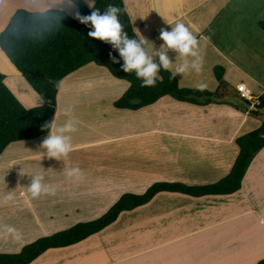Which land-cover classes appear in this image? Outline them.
Masks as SVG:
<instances>
[{
    "label": "crops",
    "instance_id": "1",
    "mask_svg": "<svg viewBox=\"0 0 264 264\" xmlns=\"http://www.w3.org/2000/svg\"><path fill=\"white\" fill-rule=\"evenodd\" d=\"M11 1L5 0L6 5H11ZM241 1L250 0H182L183 3L181 5H179V0H177L178 5L174 4L176 0H131L129 4L130 6L132 5V16H144H142L143 19L135 18L136 24H134V28L137 32L140 26L142 28V26L146 25L147 31L143 34L144 37H149L148 40L150 42L146 44L147 48L152 49L151 42H154L157 47L162 43L158 39L161 28L170 30V26L165 24L164 19L169 21L173 26L175 22L185 23L197 38L199 42V54L202 59L201 69L199 72L189 71L178 75L176 78L180 86L187 89H198V85L203 84L204 87L202 89L208 91L215 90L217 82L214 79L215 77H213L212 70L217 62H220L224 69L228 70V81L234 89L244 84L253 93L254 97L259 100V97L264 94V83L261 79L264 76V48L260 46H264L263 42L258 41L255 43L249 41L253 37L249 31L238 34L231 29L233 32L228 37L223 34L225 44L223 42L215 44L212 40L214 38L213 33H210L212 26L209 23L214 24L216 19H218L219 13L226 12L230 7L241 4ZM258 1L264 5V0ZM1 3L2 0H0V6ZM156 3L161 4L157 6ZM168 4L174 6L169 7ZM206 5L209 6V15L207 11L201 12ZM196 10H198L197 13H195ZM216 39L214 38V40ZM234 39H241L242 41L241 43H237ZM249 42L252 43V46ZM218 44L221 45L219 50L217 49ZM253 44L260 47H257L256 50ZM240 46H242L241 49H244L238 50L237 48ZM169 55H172V53H169ZM242 55L246 57L243 58ZM179 62V57H177L173 65ZM212 86L213 89L211 88ZM161 104H159V107L163 108L162 111H165L168 106L166 113L177 118V125L174 126L173 132H175L176 137H179L178 139L185 146H174L171 152V164L168 166L155 164L156 167L161 168V177L163 179L159 182H181L187 186L212 184L215 182L203 181L210 175L208 173L209 170L204 174V170L209 167L212 168L211 175L217 176L216 178L220 180L221 175L217 174L222 172L224 168H227L228 173L238 154V148L234 140L236 137L244 135L247 122L251 119L248 113L243 114L225 104H211L203 108L179 103L176 106H172L171 102L168 101ZM109 109L112 108L110 107ZM153 109L157 111V106L155 108L153 106ZM63 116L62 124L65 122L64 113ZM207 116L214 120L215 123L207 124L205 121ZM55 120L57 123V116ZM252 122L254 123V121ZM253 129V126L248 128V130ZM162 130H166L165 136L172 135L170 134L169 125L162 127ZM151 132V130L148 132L149 141L152 140L151 137L153 136H150ZM153 140V142L147 145H134V147L140 152L150 151L153 143H160L157 141V138ZM92 144L102 143L101 141H94ZM134 147L132 146L133 149ZM75 148L77 146L72 147V149ZM122 155L127 158L126 154ZM177 156H190L194 161V168L191 170L201 169L203 171L202 176L188 173L187 171L183 173L185 169H179L174 163ZM263 160L264 149L257 154L248 168L242 183V189L232 196L194 199L184 195L169 193L157 195L148 204L131 211L132 216L129 214L128 218L123 219L122 222H120L119 217V221L117 220L112 225L124 231V228H126V231H130V234L131 232L133 233L131 237L132 244L129 248L112 247L120 251L118 256L121 258H117L116 253L113 255L108 254L109 252L107 253L111 245L108 243V239L99 233L72 248L77 249L74 262L81 264V262L87 259L89 260L88 264H244L248 262L249 259L256 255L258 251L255 252V250L258 247L263 248L264 251V208L261 207L256 214L247 210L250 202L264 196V189L255 190L261 188L264 184V178L256 173L255 178H252L256 165ZM134 161L130 164L123 163L124 167L121 171L124 172V176L129 175L125 179L127 181L136 180V175L140 174L142 176L139 179L147 180L151 178V175L146 174L148 171L138 169L137 162L136 160ZM201 162L205 164L201 165ZM108 167L107 161H103L99 168V172L102 174L101 178L99 176L101 181H98L99 179L94 181L95 187L99 190L96 192L104 196H106L107 190L111 191L114 188V183H112L113 176L114 180L120 179L116 175L104 177L102 172L105 174L113 172ZM168 168L171 171H167ZM227 173L223 174L227 175ZM180 175L188 177L192 183L178 179ZM82 177L81 181L84 182L83 188L77 180L69 182V187L76 191L75 194L66 189L60 197H57V195H51L52 197H50L49 195V199L46 202L48 204L47 208L51 206L60 208L59 214H52L50 216L55 218L60 216L67 219L69 217L68 211L73 206L76 209L84 208L83 204L73 205L76 201H90L93 206L95 205L97 202L95 196L97 195L91 192V185L85 187L86 179L84 175ZM199 177H202L200 181H198ZM99 182H102V184ZM194 182H197L199 185H195ZM120 183L127 182L120 179ZM130 183L143 184V182ZM11 194L15 197L17 192ZM19 197L21 198V195ZM19 201H21L19 208L15 202L10 204L7 212L14 216V221H7V223L0 225V234H6V227L11 226L12 223L15 228H19L18 223L21 215L28 212L24 207L22 199ZM245 210L250 214L249 216H244ZM39 216L40 213L30 219V221H38ZM254 216L257 218H254ZM252 218L254 220L250 222ZM53 220L54 218H50L48 222H53ZM148 222L151 223L148 225ZM122 224L124 225L123 229ZM141 226L144 228L141 229ZM95 237L98 238L90 242ZM40 238L42 237H37L34 233L24 234L18 246L29 245ZM253 240L260 243V245L258 246ZM70 248L59 249L64 250L62 253H59L61 251H53V256L45 259L44 263L54 264V258L57 259L55 253L60 258L65 250ZM42 258L45 257L42 255L36 262L41 261Z\"/></svg>",
    "mask_w": 264,
    "mask_h": 264
},
{
    "label": "rangeland",
    "instance_id": "2",
    "mask_svg": "<svg viewBox=\"0 0 264 264\" xmlns=\"http://www.w3.org/2000/svg\"><path fill=\"white\" fill-rule=\"evenodd\" d=\"M81 1L84 2L88 10H92L87 6L85 0ZM130 1L131 0H125L126 10L129 13L133 24H136L135 18L143 19L144 16H132V5L130 6ZM182 3V0H179V5ZM72 4L73 3L69 0H12L11 5H6L5 0H2L0 6V35L8 26L13 15L18 10L22 9L30 12L61 10L77 21L74 16L78 9L76 6L72 7ZM160 4L161 3H156L157 6H160ZM174 4L178 5L177 0ZM168 6L172 7L174 5L168 4ZM208 7L209 6L206 5L201 12L207 11L209 15ZM197 12L198 10L195 11V13ZM263 18V3H260L258 0L245 2L241 1V4L230 7L226 10V12L224 11L219 13L218 19H216L214 24L209 23V25L212 26L210 33H213V37L217 38L216 40H214V38L212 40L215 44L219 42L224 43L225 39L223 34L228 37V35L232 34L233 30L238 34L244 31H249L253 36L249 39V41H253L255 43L261 41L264 44V33L258 26V23ZM231 29L233 30L231 31ZM145 31H147L146 25L142 26V28L140 26L137 30L138 36L140 37L141 34L144 37L143 33H145ZM146 39L148 40L149 37ZM234 41L241 43L242 40L234 39ZM249 43L252 46V43ZM220 46L221 45L218 44V50L220 49ZM260 46L264 48L263 45ZM260 46H255V49L257 50V47ZM241 47L242 46L237 49L243 50L244 48L241 49ZM148 49L151 51V48L148 47ZM242 56L243 58L246 57L245 55ZM246 62L248 61L246 60ZM174 67L175 65H173V68ZM215 68L222 69L224 82L231 85L228 81V70H225L220 62H217L216 66L213 68V73ZM0 73L5 76L7 86L25 108L31 109L41 105V100L38 96L32 93L31 89L23 81L21 75L10 65L1 52ZM261 79L264 83V76H262ZM211 88L213 89V86ZM126 89L127 84L125 82L113 79L106 70L96 67L95 65L85 67L62 82L57 99L56 124L62 125L64 109L71 107V119L74 120L76 127V131L71 133V143L72 146H77V148L72 149V151L68 154V157L62 158L60 161L49 159L44 155V150L39 149V144L46 137L45 136L32 141L14 143L5 150L3 155L0 157V225L7 223V221H14V216L7 212L10 208V204L13 202H15L19 208V203H21L19 200L22 199L24 207L28 210V212L21 215L18 223V229L15 228L13 223L11 224V226L17 230L16 234H10L8 232L4 235L0 234V254H14L20 252L24 246L18 245L21 243L22 236L24 234L27 235L34 233L37 237H46L58 232L66 231L76 224L96 220L105 215L107 211L121 199L122 196L129 194L142 195L153 185V183L162 181L163 178L161 177V168L156 167L155 164L168 166L171 164V152L174 146H185L183 142L178 139L179 137H176L175 132H173L174 126L177 125L178 120L171 114L163 113L164 111H162L163 108H161V106L157 108V111L161 109V112L159 113L153 109V107H147L148 109H145L144 111L141 110L143 112L140 111L138 113L125 112L124 110L117 111L113 107V103L125 93ZM168 102H171L172 105L175 103L173 100ZM110 107L112 109H109ZM249 108V111L255 110L253 102ZM167 109L168 106L166 110ZM250 118V121L247 122L244 134L255 131L261 126V122H263V120H258L260 116L257 118ZM67 119H69V116L65 115V121ZM54 121L56 122L55 119ZM205 121L207 124L215 123V121L209 116H207ZM252 121H254L255 124ZM165 125L170 126L171 131H168H170V134L172 135L165 136L166 130H162V127H165ZM250 126H253L254 129L248 130ZM149 130L152 131L150 136L153 135L151 137L152 140L150 141L148 134ZM156 138L160 143H153V147L150 151L140 152L134 147V145H147L150 142H153V139ZM94 141H101L102 144H92ZM111 148L115 150H112ZM127 153H129V155H127ZM122 154H126L127 158H125ZM134 160L137 162V168L148 171L146 174L151 175V178H148L147 180L139 179V177L142 176V174H140L136 175V180L127 181L125 179V177L129 175L124 176V172L121 171L124 167L123 163L130 164ZM103 161H107L109 165L108 169L114 172V174L113 172L108 174L102 172L104 177L116 175L121 180L127 182L120 183V179L114 180L113 176L112 183H114V188L111 191L107 190L106 196L96 192L99 190L95 187L96 185L94 182L98 179V181H101L100 178L102 177V174L99 172V168ZM174 163L179 169H185L183 173H186L187 171L188 173L202 176L203 171L201 169L195 168L197 170H191L194 168V161L190 156H177ZM200 164L204 165L205 163L201 162ZM70 167H78L81 169L82 175L78 178H67L64 172L66 168ZM255 168L256 169L253 171L254 176H252V178H255V173L264 178V160L257 164ZM167 171H171V169L168 168ZM206 171H208L210 175L203 181L217 182L219 180V178H216L217 176L214 177V175H211V167L205 169L204 174H206ZM227 171V168H224L223 171L217 175H221L222 178L226 175L223 173H227ZM35 174H43L45 176V182L55 188L54 195H57V197L64 194V190L66 189L70 190L74 194L76 193V191L69 187V182L71 180H77L83 188L84 182L81 181V178H83L82 176L84 175V178L86 179L85 187H87V185L92 186L91 192L96 193L97 196H95V199L97 202L94 206L90 201L74 202L73 205L83 204L84 208L81 207L80 209H76L73 206L68 211L69 217H67V219L60 216L57 218L50 216L52 214H59L60 208L58 209L53 206L47 208L48 204H46V202L49 199V195H42L39 198L31 199L27 192L26 186L30 183V177L28 175ZM201 178L202 177H199L198 181H200ZM178 179L192 183L188 177H182L180 175ZM130 182H143V184H132ZM197 182H194L195 185H199ZM100 184H102V182ZM260 189H264V184L261 188H257L255 190L259 191ZM15 192H17V194L11 200L5 198L9 193ZM18 195H21V198ZM50 197L52 196L50 195ZM261 207L264 208V196L258 199L256 198L250 202L247 210L256 214ZM247 210L244 211L246 213H244V216L250 215L247 213ZM38 213H40L39 220L30 221V219L36 217ZM129 214L132 216L131 212L121 214L119 218L120 222H122L123 219H127ZM49 217L51 219L54 218L53 222H48L50 220ZM254 218L257 217L254 216ZM254 218H252L250 222H253ZM150 223L151 222H148L147 224L149 225ZM123 226L124 225L122 224V229ZM143 228L144 227L141 226V229ZM31 229L33 231H26ZM124 229L125 231L117 229L116 226H111L106 229V231L100 233L108 239V243L111 245V248L107 251V253L109 252L108 254L113 255L116 253L118 256V253H120L118 249L112 247L119 246L121 249H125L126 247L129 248L131 246V237L133 233L131 232L130 234V231H126V228ZM90 238H93V236ZM97 238L98 237H95L90 242H93ZM253 242H255L258 246L260 245V243H257L255 240H253ZM73 247L65 250L60 258L57 257V253H55L57 259L54 258V264H77L74 262L77 249H72ZM54 251H61L59 253H62L64 250ZM262 251L263 248L258 247L257 250H255V252H257L256 255L244 264H258L261 260H264V251ZM110 255H108V257H110ZM43 256L45 258H42L41 261H35L32 264H45V259H49L53 256V251H49ZM117 256L115 255V257ZM117 258L121 257L118 256ZM88 262L89 260L87 259L81 262V264H88Z\"/></svg>",
    "mask_w": 264,
    "mask_h": 264
},
{
    "label": "trees",
    "instance_id": "3",
    "mask_svg": "<svg viewBox=\"0 0 264 264\" xmlns=\"http://www.w3.org/2000/svg\"><path fill=\"white\" fill-rule=\"evenodd\" d=\"M69 1L73 3V0ZM109 3L121 8L119 19L129 37H139L126 10L125 0H96V8L103 12ZM75 6L81 15H88L92 11L81 0H77ZM258 26L264 33V18ZM88 31V28L61 10L30 12L22 9L13 15L0 35V52L21 75L32 93L38 96L41 105L25 108L7 86L5 76L0 73V157L14 143L47 136L48 132L42 130V126L55 119L62 82L89 65L102 68L113 79L127 84L125 93L113 103L117 111L137 113L153 106L155 108L160 102L173 100L200 108L225 104L243 114L248 113L252 118L260 116L258 120L263 122L255 131L235 138L238 154L227 175L219 181L199 186L175 182L153 183L142 195L122 196L105 215L96 220L42 237L24 246L18 253L0 254V264H32L49 251L76 246L105 231L116 223L121 214L148 204L162 193L194 199L232 196L242 189L246 171L264 149V94L259 97L255 110L249 111L247 108L251 102L237 88L224 82L221 68L214 69L217 86L213 91L183 88L177 78H169L168 71L160 73L162 79L154 87H141L134 73H124L120 70V64L112 63L109 53L117 59L119 57L111 46L92 40L87 36ZM175 103L172 106H176ZM258 264H264V260Z\"/></svg>",
    "mask_w": 264,
    "mask_h": 264
},
{
    "label": "clouds",
    "instance_id": "4",
    "mask_svg": "<svg viewBox=\"0 0 264 264\" xmlns=\"http://www.w3.org/2000/svg\"><path fill=\"white\" fill-rule=\"evenodd\" d=\"M87 6L92 9L90 14L81 15L78 11L74 18L89 29L87 36L92 40H98L111 46L118 54L112 56L109 53L113 64H120V70L124 73H134L140 80L141 87H154L158 80L162 79L160 73L168 71L170 79H175L178 75L189 71L199 72L202 59L199 54V42L183 22H175L174 26L164 19L167 28H161L158 39L162 43L157 47L151 42L152 49L146 47L150 42L140 34V37H129L120 22L119 16L121 8L113 3H109L106 9L101 12L96 8V0H85ZM77 0H73L72 7H75ZM172 53V55H169ZM179 57V63H175ZM191 58V59H189ZM122 62V63H121ZM244 85V84H243ZM200 89L203 84L198 85ZM253 94V93H252ZM253 98L254 95H253ZM248 100V99H246ZM249 101V100H248ZM253 106L258 104V99L250 101ZM71 107L64 109V114L69 116L62 125H57L54 120L42 126V130H47V136L40 142L39 149L44 150V155L49 159L60 161L67 158L72 151L71 133L76 131L75 122L71 119ZM67 178L80 177L81 169L78 167L66 168L64 172ZM30 183L26 186L31 199L39 198L42 195H54L55 188L45 182L43 174L28 175ZM6 199H12L11 193ZM6 232L16 234L14 227L7 226ZM54 251V250H53Z\"/></svg>",
    "mask_w": 264,
    "mask_h": 264
},
{
    "label": "built area",
    "instance_id": "5",
    "mask_svg": "<svg viewBox=\"0 0 264 264\" xmlns=\"http://www.w3.org/2000/svg\"><path fill=\"white\" fill-rule=\"evenodd\" d=\"M237 91L241 93L245 99H248L249 101L255 100V98H253L252 92L247 89L245 85L241 84L240 86H238Z\"/></svg>",
    "mask_w": 264,
    "mask_h": 264
}]
</instances>
